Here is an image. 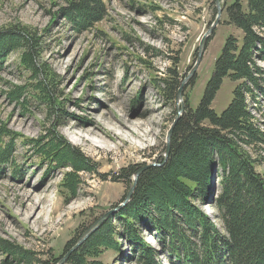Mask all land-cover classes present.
Masks as SVG:
<instances>
[{
  "label": "rangeland",
  "instance_id": "obj_1",
  "mask_svg": "<svg viewBox=\"0 0 264 264\" xmlns=\"http://www.w3.org/2000/svg\"><path fill=\"white\" fill-rule=\"evenodd\" d=\"M80 1L0 0V31L25 35L1 61L0 70L4 81L0 127L10 131L14 140L12 162L0 165V239L23 252L14 258L0 247V264H55L66 257L65 264H73L74 253L102 228L84 239L92 227L132 202L144 172L168 163L173 139L169 142L168 135L175 121L201 104L227 39L234 36L243 41L242 32L228 24L226 14L235 0H101L104 17L89 27L67 16ZM220 9L219 24L206 40L202 61L194 70L201 40ZM31 52L36 63L26 65L24 56ZM256 65L264 69L263 62ZM45 72L50 75L46 89L52 103L40 97L42 93L45 97L38 84L46 80ZM241 83L226 77L212 103L215 113L223 114ZM11 86L24 87L17 101L7 95ZM246 104L261 142L249 146L245 139L238 145L264 179V97L255 91L247 95ZM89 118L109 136L91 138V144L80 140L78 129L70 130L74 123ZM121 119L133 124L115 125ZM42 139L66 143L90 160L88 170L78 174L75 195L65 185L73 168L46 164L31 150L30 144ZM132 168H138V177H129ZM212 181L208 201L214 205L206 203L202 210L225 235L215 203L221 178L215 175ZM22 188L36 190L41 201L30 221L14 196ZM119 212L102 225L111 221L121 231ZM48 222L49 227L44 225ZM141 232L147 244L160 249L161 237L145 228ZM190 235L186 230V236ZM116 239L122 244L119 250L104 251L97 259L89 255L86 264H140L132 246ZM158 260L159 264H180L168 254Z\"/></svg>",
  "mask_w": 264,
  "mask_h": 264
},
{
  "label": "trees",
  "instance_id": "obj_2",
  "mask_svg": "<svg viewBox=\"0 0 264 264\" xmlns=\"http://www.w3.org/2000/svg\"><path fill=\"white\" fill-rule=\"evenodd\" d=\"M104 13L101 0H81L67 16L77 25L89 27L100 21ZM226 14L228 24L242 32L243 41L234 36L227 39L201 104L195 110L189 108L177 119L168 163L144 172L132 202L119 212L122 230L111 221L102 225L71 257L73 264H86L89 255L97 259L104 251L119 250L122 244L116 238L125 239L132 246L140 264H159L163 254L173 256L180 264H264V179L255 173L253 163L238 145L245 139L249 146L261 142L246 103L247 95L255 91L264 97V69L256 65L257 61L264 64V0H235ZM22 34L17 30L0 31V70L1 61L25 39ZM32 53L24 56L26 65L35 62ZM45 74L46 80L38 83L45 91V97L42 92L40 97L52 103L46 89L50 75ZM226 77L242 83L233 91L229 107L219 116L211 107ZM3 82L0 79V85ZM23 88L11 86L6 91L10 100H19ZM136 95L139 97V93ZM12 138L10 131L0 127V165L12 162ZM30 145L46 164L73 168L66 175L65 185L75 195L80 183L78 174L88 170L90 160L61 141L56 145L52 140L42 139ZM131 170L129 177L139 171ZM215 175L221 178V194L215 203L225 235L202 210L206 203L214 205L208 197H212L209 191L214 187L211 180ZM143 228L161 237L159 250L142 238ZM186 230L191 232L190 237L186 236ZM0 247L14 258L23 252L3 239Z\"/></svg>",
  "mask_w": 264,
  "mask_h": 264
},
{
  "label": "bare ground",
  "instance_id": "obj_3",
  "mask_svg": "<svg viewBox=\"0 0 264 264\" xmlns=\"http://www.w3.org/2000/svg\"><path fill=\"white\" fill-rule=\"evenodd\" d=\"M117 123L118 124H115V125H118L120 127H129L128 123L133 124L128 119L118 120ZM139 124H141V123H139ZM85 125H91L92 128H87V127H85ZM141 125H143V124H141ZM137 126H138V124H137ZM138 127H140V126H138ZM77 129L81 132L80 135L78 136L80 138V140L88 141L91 144L93 143L91 138L95 137V138H98V140H101L102 137L100 135L107 136V137L109 136L108 132L104 131V129L99 125V123L94 121L92 118L86 119L84 122H81V123H74V125L70 128V130H72V131L77 130ZM14 196H15L16 200L18 201L17 204L23 210L22 215H24V217H26V219L28 221H30L34 217L36 211L38 210V208L41 205L40 199H38V200L36 199V197H38V193L36 192V190L34 191V190H28L26 188H22L20 190H17L16 194L14 192ZM60 218L58 220H60ZM35 221H37V220H35ZM57 224H59V223H57ZM44 225L47 227L50 226L49 222L44 223Z\"/></svg>",
  "mask_w": 264,
  "mask_h": 264
},
{
  "label": "water",
  "instance_id": "obj_4",
  "mask_svg": "<svg viewBox=\"0 0 264 264\" xmlns=\"http://www.w3.org/2000/svg\"><path fill=\"white\" fill-rule=\"evenodd\" d=\"M219 1H218V5H219ZM222 13V11H221V9L219 10V17H218V19H217V21L214 23V25L213 26H211V29L208 31V33L203 37V39L201 40V43H200V48H199V57H198V63L196 64V66H195V69L194 70H196L198 67L197 66H199V64L201 63V61H202V57H203V53H204V51H205V47H206V44H207V41L206 40H208V38L211 36V34L213 33V31H214V29L216 28V26H218V24H219V21H220V16L222 15L221 14ZM180 94V93H179ZM176 123H177V121H175V124H174V126H173V128L171 129V131L169 132V135H168V140H169V142H171L170 140H171V138H172V136H173V133L172 132H174V128L176 127ZM169 146V145H168ZM169 147H171V146H169ZM168 152V154H169V152H170V149L167 151ZM137 177L139 176V173L136 175ZM130 196H131V194H129V198H130ZM122 209V207H120L119 209H117V210H114V212L112 211L111 213H108L103 219H101L95 226H93L92 227V229L85 235V237H84V239H86V238H88L92 233H94L95 231H97L99 228H100V226H102V224L104 223V221L107 219V218H109V217H111V216H114V215H116V213L117 212H119V210H121ZM83 239V240H84ZM67 258L68 257H66L65 259H63L59 264H65V262H66V260H67Z\"/></svg>",
  "mask_w": 264,
  "mask_h": 264
}]
</instances>
